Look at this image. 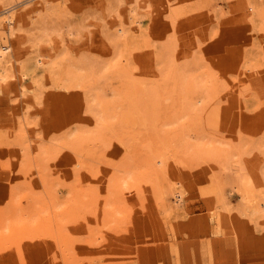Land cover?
<instances>
[{"label":"rangeland","instance_id":"1","mask_svg":"<svg viewBox=\"0 0 264 264\" xmlns=\"http://www.w3.org/2000/svg\"><path fill=\"white\" fill-rule=\"evenodd\" d=\"M39 1L0 0V264H264V0H51L46 64Z\"/></svg>","mask_w":264,"mask_h":264},{"label":"bare ground","instance_id":"2","mask_svg":"<svg viewBox=\"0 0 264 264\" xmlns=\"http://www.w3.org/2000/svg\"><path fill=\"white\" fill-rule=\"evenodd\" d=\"M17 1H23V0H17ZM50 1L51 0H40L39 2L36 3V6L34 8L29 9L25 14H23L22 16L20 15L18 17V21H19L18 25L14 24V20H10L9 26H8V35L10 34L12 37L17 35L18 30H22L23 32H25V33H21L23 34L22 39H24L22 40V42L31 40L32 44L30 46H35V49L27 48L26 51L28 53L35 52L34 57L36 58L37 62L45 63V64L47 63V61H45V57L47 56V53H51L52 51L49 48H45L40 45L44 44V42H46V39L48 38L47 36L48 27L38 19V16L35 15V12H37L38 10L42 8L41 7L42 4L44 5ZM245 5H246L245 9H243L245 11V19L247 21L254 20L252 13L247 12V9L250 10L251 8L252 10H255L257 12L261 9V7L259 6V4L258 5L251 4L247 6L248 3H246ZM7 11H10V9H7ZM136 21H137V24H139L138 22H142L139 18H137ZM116 32L122 35L126 34L128 32V27L126 23H120L116 28ZM36 47H39V50L38 48L36 49ZM10 50L11 48L9 46L1 45V42H0V85L3 88H8V89L14 86L13 89H17V91L21 92V94H26L27 92L23 88V85L20 82H17L16 80L12 81V77L14 75L11 74L10 69L13 67L16 58L15 57L13 58V56L10 54ZM75 77L77 76L76 75L73 76L74 79ZM33 151L35 152V155H36L37 150L34 149ZM152 160H153V165H154L153 167H155V165L157 166L158 164L162 165L164 161V157L159 156V155H154L152 157ZM174 201L177 204L181 203L183 201V194L181 192H177L176 198ZM260 205L262 207L263 203L257 204L256 208L257 209L260 208L259 207Z\"/></svg>","mask_w":264,"mask_h":264}]
</instances>
